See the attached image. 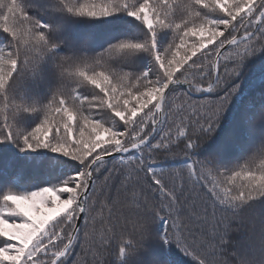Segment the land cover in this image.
<instances>
[{
    "label": "snow or ice",
    "instance_id": "snow-or-ice-1",
    "mask_svg": "<svg viewBox=\"0 0 264 264\" xmlns=\"http://www.w3.org/2000/svg\"><path fill=\"white\" fill-rule=\"evenodd\" d=\"M0 264H264V0H0Z\"/></svg>",
    "mask_w": 264,
    "mask_h": 264
},
{
    "label": "trees",
    "instance_id": "trees-1",
    "mask_svg": "<svg viewBox=\"0 0 264 264\" xmlns=\"http://www.w3.org/2000/svg\"><path fill=\"white\" fill-rule=\"evenodd\" d=\"M191 43V41L189 42ZM253 75H254V79L252 81L253 85H259L260 83V75H259V66L258 64L256 66H253ZM118 243V241H113V245L115 246Z\"/></svg>",
    "mask_w": 264,
    "mask_h": 264
},
{
    "label": "rangeland",
    "instance_id": "rangeland-1",
    "mask_svg": "<svg viewBox=\"0 0 264 264\" xmlns=\"http://www.w3.org/2000/svg\"><path fill=\"white\" fill-rule=\"evenodd\" d=\"M31 214H32L33 216H36V215H38V214H36L35 212H32Z\"/></svg>",
    "mask_w": 264,
    "mask_h": 264
}]
</instances>
